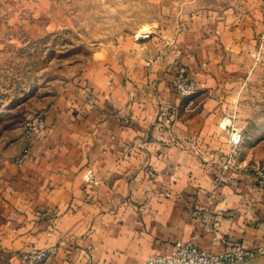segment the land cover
<instances>
[{
    "label": "crops",
    "instance_id": "crops-1",
    "mask_svg": "<svg viewBox=\"0 0 264 264\" xmlns=\"http://www.w3.org/2000/svg\"><path fill=\"white\" fill-rule=\"evenodd\" d=\"M52 1L0 0V37L48 29ZM257 19L188 11L165 54L96 49L43 130L0 161L2 262L33 264L22 255L51 248L39 264H143L176 240L264 250V182L222 125ZM179 65L198 88L189 106L171 87Z\"/></svg>",
    "mask_w": 264,
    "mask_h": 264
},
{
    "label": "rangeland",
    "instance_id": "rangeland-1",
    "mask_svg": "<svg viewBox=\"0 0 264 264\" xmlns=\"http://www.w3.org/2000/svg\"><path fill=\"white\" fill-rule=\"evenodd\" d=\"M52 5L57 18L39 35L19 28L0 37V161L25 146L37 120L96 49L116 53L112 59L131 52L145 59L165 54L183 26L185 12L211 9L228 17L258 14L260 31L240 58L243 68L226 116L230 124L224 119L222 125L232 133L239 131L236 145L231 142L248 160L245 165L264 164V0H53ZM128 38L133 46L126 51ZM0 264L6 263L0 259ZM231 264H264V250H253Z\"/></svg>",
    "mask_w": 264,
    "mask_h": 264
},
{
    "label": "built area",
    "instance_id": "built-area-1",
    "mask_svg": "<svg viewBox=\"0 0 264 264\" xmlns=\"http://www.w3.org/2000/svg\"><path fill=\"white\" fill-rule=\"evenodd\" d=\"M172 89L179 94L187 98V106L193 103V95L197 92V84L189 73L186 66L181 65L175 71L172 81ZM162 122L168 123L171 120V111L166 110L161 116ZM227 124H230V118H224ZM45 127V120L43 116L37 120L34 127V132L30 139L39 133ZM233 130H235L232 127ZM235 134V135H234ZM240 137L239 131L235 130L231 139L234 145L238 142ZM29 151V147L26 146L23 150L24 153ZM19 159H22L20 157ZM247 167L254 173V175L264 182V164L260 162H250ZM91 176L90 170H88L84 176L85 180H89ZM47 214V211H41ZM40 212V213H41ZM51 248L31 250L22 255L23 259L27 262H41L49 253ZM253 250L244 248L240 245H235L230 249L221 251H208L205 248L195 244L192 241L183 242L176 240L171 250L166 252H151L148 254L143 264H231L236 260L242 259L250 254Z\"/></svg>",
    "mask_w": 264,
    "mask_h": 264
}]
</instances>
